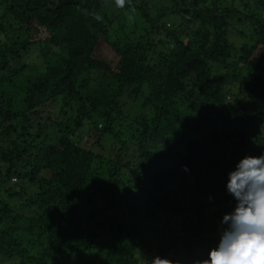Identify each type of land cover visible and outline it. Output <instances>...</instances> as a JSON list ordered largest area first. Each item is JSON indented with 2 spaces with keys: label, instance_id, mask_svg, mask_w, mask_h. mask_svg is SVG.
Listing matches in <instances>:
<instances>
[{
  "label": "trees",
  "instance_id": "1",
  "mask_svg": "<svg viewBox=\"0 0 264 264\" xmlns=\"http://www.w3.org/2000/svg\"><path fill=\"white\" fill-rule=\"evenodd\" d=\"M262 155L264 0H0V264H197Z\"/></svg>",
  "mask_w": 264,
  "mask_h": 264
},
{
  "label": "clouds",
  "instance_id": "2",
  "mask_svg": "<svg viewBox=\"0 0 264 264\" xmlns=\"http://www.w3.org/2000/svg\"><path fill=\"white\" fill-rule=\"evenodd\" d=\"M115 2L121 9L126 3L131 5V0ZM227 188L237 201L236 208L221 221L218 247L197 264H264V155L242 159L229 174ZM153 264L172 261L157 257Z\"/></svg>",
  "mask_w": 264,
  "mask_h": 264
},
{
  "label": "rangeland",
  "instance_id": "3",
  "mask_svg": "<svg viewBox=\"0 0 264 264\" xmlns=\"http://www.w3.org/2000/svg\"><path fill=\"white\" fill-rule=\"evenodd\" d=\"M233 39L236 41V43H235L236 45H240L238 43L237 38L235 36L231 37V39H230L234 43ZM26 61H28L29 63H32V64H36V65L38 64V68H39L40 71H44L45 70L44 65H42V63H40V61H41L40 57H36L34 55H31V56L27 57ZM124 100L127 101V102H131L132 101L129 98H125ZM140 112H141L140 105L136 104L134 113L135 114H139Z\"/></svg>",
  "mask_w": 264,
  "mask_h": 264
}]
</instances>
